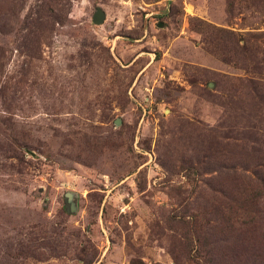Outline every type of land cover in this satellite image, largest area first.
I'll list each match as a JSON object with an SVG mask.
<instances>
[{"label": "rangeland", "instance_id": "1", "mask_svg": "<svg viewBox=\"0 0 264 264\" xmlns=\"http://www.w3.org/2000/svg\"><path fill=\"white\" fill-rule=\"evenodd\" d=\"M0 264H264V0H0Z\"/></svg>", "mask_w": 264, "mask_h": 264}, {"label": "water", "instance_id": "2", "mask_svg": "<svg viewBox=\"0 0 264 264\" xmlns=\"http://www.w3.org/2000/svg\"><path fill=\"white\" fill-rule=\"evenodd\" d=\"M119 124H120V120H116L115 121V125L118 126ZM74 197H75V195H73L72 193H66L65 194V199H66V202L69 205V208H70V211L71 212H74L75 211V209H74V202H73Z\"/></svg>", "mask_w": 264, "mask_h": 264}, {"label": "trees", "instance_id": "3", "mask_svg": "<svg viewBox=\"0 0 264 264\" xmlns=\"http://www.w3.org/2000/svg\"><path fill=\"white\" fill-rule=\"evenodd\" d=\"M104 20V13L101 9H96L92 16V22L96 25H100Z\"/></svg>", "mask_w": 264, "mask_h": 264}]
</instances>
